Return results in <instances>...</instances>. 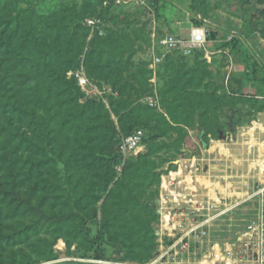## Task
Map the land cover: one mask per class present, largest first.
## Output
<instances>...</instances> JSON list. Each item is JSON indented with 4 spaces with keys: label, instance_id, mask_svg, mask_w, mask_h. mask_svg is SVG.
I'll return each instance as SVG.
<instances>
[{
    "label": "rangeland",
    "instance_id": "rangeland-1",
    "mask_svg": "<svg viewBox=\"0 0 264 264\" xmlns=\"http://www.w3.org/2000/svg\"><path fill=\"white\" fill-rule=\"evenodd\" d=\"M263 192L264 0H0V264H253Z\"/></svg>",
    "mask_w": 264,
    "mask_h": 264
},
{
    "label": "built area",
    "instance_id": "built-area-1",
    "mask_svg": "<svg viewBox=\"0 0 264 264\" xmlns=\"http://www.w3.org/2000/svg\"><path fill=\"white\" fill-rule=\"evenodd\" d=\"M160 44L164 51L168 53L181 51L185 55H190L195 48L200 47L204 42L184 40L178 36H166ZM155 61L159 63L160 59L157 58ZM143 140L144 132L142 130L135 131L123 139L120 151H136L141 147ZM258 206L255 222L256 244L253 264H264V192L260 196Z\"/></svg>",
    "mask_w": 264,
    "mask_h": 264
},
{
    "label": "trees",
    "instance_id": "trees-1",
    "mask_svg": "<svg viewBox=\"0 0 264 264\" xmlns=\"http://www.w3.org/2000/svg\"><path fill=\"white\" fill-rule=\"evenodd\" d=\"M76 91H77V93H79L78 90H76ZM133 133H134V132H133ZM131 134H132V133H131ZM131 134H128V135H131ZM128 135H127V136H128ZM52 259H53V258H48L47 260L50 261V260H52Z\"/></svg>",
    "mask_w": 264,
    "mask_h": 264
}]
</instances>
